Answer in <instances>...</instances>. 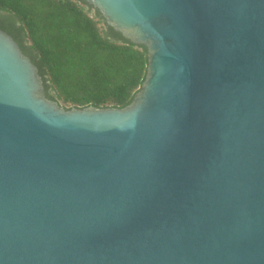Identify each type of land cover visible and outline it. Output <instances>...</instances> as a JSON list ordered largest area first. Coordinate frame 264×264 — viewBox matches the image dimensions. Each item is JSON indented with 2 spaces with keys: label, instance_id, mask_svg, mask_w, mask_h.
<instances>
[{
  "label": "water",
  "instance_id": "95a60500",
  "mask_svg": "<svg viewBox=\"0 0 264 264\" xmlns=\"http://www.w3.org/2000/svg\"><path fill=\"white\" fill-rule=\"evenodd\" d=\"M85 1L145 75L65 108L0 28V264H264V0Z\"/></svg>",
  "mask_w": 264,
  "mask_h": 264
},
{
  "label": "trees",
  "instance_id": "16d2710c",
  "mask_svg": "<svg viewBox=\"0 0 264 264\" xmlns=\"http://www.w3.org/2000/svg\"><path fill=\"white\" fill-rule=\"evenodd\" d=\"M0 28L37 66L45 95L65 108L124 106L144 78L146 47L85 0H0Z\"/></svg>",
  "mask_w": 264,
  "mask_h": 264
}]
</instances>
